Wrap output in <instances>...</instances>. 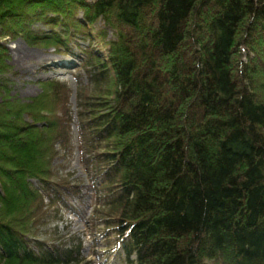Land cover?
<instances>
[{"label":"trees","instance_id":"1","mask_svg":"<svg viewBox=\"0 0 264 264\" xmlns=\"http://www.w3.org/2000/svg\"><path fill=\"white\" fill-rule=\"evenodd\" d=\"M18 36L61 53L88 41L103 85L95 103L83 88L80 149L125 263L264 264V0H0V264H69L79 243L36 236L78 193L51 164L69 89L11 93L3 40Z\"/></svg>","mask_w":264,"mask_h":264},{"label":"rangeland","instance_id":"2","mask_svg":"<svg viewBox=\"0 0 264 264\" xmlns=\"http://www.w3.org/2000/svg\"><path fill=\"white\" fill-rule=\"evenodd\" d=\"M81 14L79 10L78 15ZM100 24L101 21H98L94 27ZM35 25L42 24L38 22ZM111 35L108 29L107 37ZM3 41L8 47V63L12 67L9 74L13 79V95L22 99L36 95L41 89L40 80L46 78L59 79L69 89V146L66 149L58 146L59 151L51 164L59 175L77 185L78 193L73 192L65 199L66 206L59 202L48 208L36 236L66 246L75 247L79 243L78 260L69 261V264H135L125 263L122 249L114 240L116 234L112 231V224L106 225L108 221L104 220L107 208L94 196V187L89 178L90 168L82 161L78 111L82 107L83 88H86L88 100L95 103L103 85L94 86L82 66L85 58L82 47L88 41L77 37L80 45H73L71 41L73 46L62 53L53 46L29 44L20 36ZM91 43L97 47L96 41L92 40ZM107 236L111 237L110 244L106 242Z\"/></svg>","mask_w":264,"mask_h":264}]
</instances>
